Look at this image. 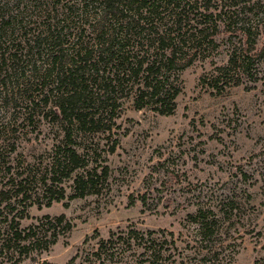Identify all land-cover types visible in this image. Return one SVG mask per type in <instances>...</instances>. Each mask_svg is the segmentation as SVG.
Wrapping results in <instances>:
<instances>
[{"label":"rangeland","instance_id":"374dc122","mask_svg":"<svg viewBox=\"0 0 264 264\" xmlns=\"http://www.w3.org/2000/svg\"><path fill=\"white\" fill-rule=\"evenodd\" d=\"M246 4L264 8V0ZM224 36L212 55L178 74L181 92L172 114L136 110L127 101L111 139L103 132L79 134L77 150L90 155L85 169L101 162L110 140L118 138V145L107 155L109 175L98 193L33 205L19 221V228L39 224V239L56 233L54 243L21 252V243L10 239L16 210L0 204V264H264V53L252 61L254 77L217 94L200 78L211 62L225 63L229 41L240 38ZM21 112L0 105V146L2 126L15 122L12 173L16 180L29 174L26 188L42 201L39 188L49 183L62 131L42 117L35 128ZM85 169L60 183L65 195ZM8 177L0 173V188ZM200 208L201 223L191 217ZM60 214L71 224L65 232V223L45 218Z\"/></svg>","mask_w":264,"mask_h":264},{"label":"trees","instance_id":"16d2710c","mask_svg":"<svg viewBox=\"0 0 264 264\" xmlns=\"http://www.w3.org/2000/svg\"><path fill=\"white\" fill-rule=\"evenodd\" d=\"M228 33L240 38L229 41L227 60L211 62L208 75L200 78L217 94L256 75L252 61L264 53L262 6L246 0H0V105L20 106L22 121L35 128L42 117L62 131L49 183L43 180L39 188L46 197L40 201L26 188L29 174L16 180L12 173L17 125L2 126L0 173L9 177L2 182L0 204L16 210L9 220L10 239L21 243V252L46 249L57 240L56 233L35 237L39 224L19 228L29 207L98 193L106 182L107 155L114 153L118 138L110 140L97 166L85 169L90 155L77 150L79 134L109 137L127 101L136 110L172 114L181 92L178 74L212 55ZM80 167L85 171L72 178L71 193L65 195L60 183ZM205 215L200 208L191 217L200 222ZM45 218L65 223L63 232L71 227L64 214Z\"/></svg>","mask_w":264,"mask_h":264}]
</instances>
